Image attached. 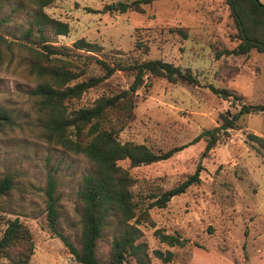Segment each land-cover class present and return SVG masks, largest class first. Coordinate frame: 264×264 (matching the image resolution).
Instances as JSON below:
<instances>
[{
    "label": "rangeland",
    "instance_id": "obj_1",
    "mask_svg": "<svg viewBox=\"0 0 264 264\" xmlns=\"http://www.w3.org/2000/svg\"><path fill=\"white\" fill-rule=\"evenodd\" d=\"M131 1L52 0L42 8L48 17L67 23L64 35H54L46 27L43 32L63 52L58 56L72 63L73 71L84 69L72 82L103 74L89 54L108 62L160 59L181 69L188 67L198 81L186 84L150 78L146 90L140 88L133 96L127 121L117 134L120 141L143 143L154 151L184 145L169 158L147 165L128 167L127 160L117 162L133 179L130 191L137 209H146L148 215L130 221L139 229L136 241L143 247L140 261L131 263L264 264V218L250 208L253 195L257 203L256 192L264 184V164L261 151L245 136L247 132L264 136V114L241 115L237 128L219 132L210 148H205L202 138L192 142L201 130L218 125L220 113L238 108L212 93L207 84L231 89L245 103L264 102V52L251 50L247 55L214 59L213 48H232L237 43L224 0H152L139 4L141 11L111 8ZM31 13V7L18 0L2 1L1 28L10 42L2 47L0 58V107L11 114L13 123L0 130V177L12 179V188L0 199V232L5 219L17 217L33 238L28 264H79L46 224L44 189L51 179L59 230L76 242L81 206L77 190L89 164L82 155L41 137L30 93L36 80L28 73V52L20 45L38 49L20 37L29 26L33 36L37 34L30 24ZM79 38L97 44L99 50L73 49L72 43ZM222 63L237 70L217 76ZM131 79L130 71L116 70L84 90L72 104L91 105L101 95L126 89ZM196 166L200 167L198 183L170 197L164 207H149L154 196L182 181ZM155 230L177 234L186 242L169 246ZM112 236L111 224L97 239L95 255L100 264H109ZM157 252H170V259L162 260ZM0 264H7L1 256Z\"/></svg>",
    "mask_w": 264,
    "mask_h": 264
},
{
    "label": "trees",
    "instance_id": "obj_2",
    "mask_svg": "<svg viewBox=\"0 0 264 264\" xmlns=\"http://www.w3.org/2000/svg\"><path fill=\"white\" fill-rule=\"evenodd\" d=\"M2 1L4 0H0V9ZM51 1L18 0L31 7L30 24L34 25L37 33L33 36L29 26L20 36L21 39L30 40L29 42L38 46L36 49L26 43L20 44L28 52V73L36 80L30 93L35 98L41 137L64 151L82 155L87 160L89 169L82 175L77 190L81 205L78 214L77 241L72 242L59 230V214L53 197L54 183L51 179L46 181L44 189L46 224L79 264H100L95 255L97 239L102 230L112 224L113 236L108 250L109 264H132V259L139 262V254L143 251V247L136 241L140 231L132 223L138 222V218H147V210L137 209L138 205L130 191L133 179L128 170L117 162L127 160L128 167L147 165L169 158L184 145L164 151H154L143 143L120 141L117 134L127 121L133 106V96L140 88L146 90L150 78H163L171 83L186 84H197L198 81L188 67L181 69L160 59L133 60L127 63L114 59L108 62L89 54L87 56L93 58L94 62L102 67L103 74L72 82L84 69L73 71L70 66L72 63L58 56L63 52L58 46L51 44L49 37L43 32L45 27L54 35H64L68 31L67 23L48 17L43 12L42 8ZM151 1L117 2L111 8L118 12H125L127 9L141 11L139 4H147ZM224 1L235 29L234 37L237 43L232 48H213L214 59L228 55H247L251 50L264 52V4L259 0ZM2 21L3 19L0 18V58L2 47L10 42L1 28ZM135 46L138 48L140 44L135 42ZM72 48L95 52L100 47L79 38L72 43ZM217 69V76H227L237 70L235 66H228L225 63L219 65ZM116 70L131 72L132 79L126 89L101 95L88 106L72 104L84 90L95 86ZM207 87L216 96L235 103L238 108L235 111L225 110L220 113L218 125L201 130L192 142L202 138L205 141V148H210L216 143L219 132L237 128L236 121L241 115L264 114V102L245 103L241 101L242 96L231 89L212 84H207ZM12 123L11 114L0 107V130ZM245 136L257 150L261 151L264 164V138L252 132H247ZM199 170L200 167L196 166L182 181L160 195L154 196V199L148 203L149 207H164L170 197L184 192L191 184L198 183ZM11 188V177L1 176L0 199L6 196ZM155 233L159 235L160 241L169 246H182L186 242V239L177 234H164L159 230H155ZM32 253L33 238L28 227L17 217L5 219L0 232V256L7 264H28ZM156 254L165 261L171 256L170 252L164 255L160 252Z\"/></svg>",
    "mask_w": 264,
    "mask_h": 264
},
{
    "label": "crops",
    "instance_id": "obj_3",
    "mask_svg": "<svg viewBox=\"0 0 264 264\" xmlns=\"http://www.w3.org/2000/svg\"><path fill=\"white\" fill-rule=\"evenodd\" d=\"M255 134L257 135L258 133H255ZM262 137L264 138V136H262ZM262 192H264V184H260L259 189L256 192L257 203H254L255 195H253L254 196L253 202H252L250 208L254 214H257L258 216L261 215L264 218V194H262Z\"/></svg>",
    "mask_w": 264,
    "mask_h": 264
}]
</instances>
